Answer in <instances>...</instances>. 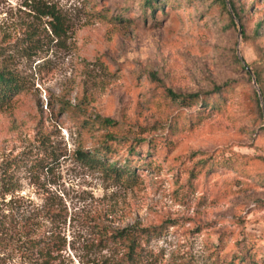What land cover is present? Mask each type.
Listing matches in <instances>:
<instances>
[{
    "label": "rangeland",
    "instance_id": "374dc122",
    "mask_svg": "<svg viewBox=\"0 0 264 264\" xmlns=\"http://www.w3.org/2000/svg\"><path fill=\"white\" fill-rule=\"evenodd\" d=\"M151 15L139 0H0V71L15 84L0 99V264H136L112 238L126 229L155 264H264V0ZM224 83L225 103L206 106ZM98 116L141 149L134 178L80 159Z\"/></svg>",
    "mask_w": 264,
    "mask_h": 264
},
{
    "label": "trees",
    "instance_id": "16d2710c",
    "mask_svg": "<svg viewBox=\"0 0 264 264\" xmlns=\"http://www.w3.org/2000/svg\"><path fill=\"white\" fill-rule=\"evenodd\" d=\"M140 6L143 13H146L147 10H151V17H154V13L158 9L159 11H163V6L165 4L172 5L174 0H139ZM223 2V0H222ZM231 5L233 6L232 2ZM223 7L225 5L223 4ZM234 13V6H233ZM44 15L51 16L52 18L58 19V14L55 8L51 6L45 7L43 10ZM143 16H146L145 14ZM116 22H130L131 18L125 19L123 16H119L115 18ZM263 22H259L257 24V32L260 30L261 25ZM257 83H260L261 77L260 74L255 73ZM15 84L11 78L7 77L0 71V99L9 96L8 91L14 90ZM230 88V83H224L221 85H215L211 91L208 92V95L214 94L218 96V101L210 100V102H203L206 106L210 107L211 109H220L221 105L225 103V98H223L222 94ZM168 96L175 102L180 105H190V104H197L198 100L201 99V94H188L182 95L173 92L172 90L167 91ZM1 101V100H0ZM202 103V102H201ZM201 113V112H200ZM84 125L88 126L89 128H93L97 131H104L101 133L100 140L97 145L93 148L88 149L87 151L81 150L79 152L80 159L87 163L88 165L97 166L106 174L111 175L116 178H134L133 175L136 173L135 167L140 165L142 158L140 156L141 149L137 148V146L133 143L127 144V142H123L122 138L119 136L118 132V123L110 118L100 117L91 120H87ZM177 124L175 128H177ZM125 145V150L127 151L126 155L121 156L118 153V146L121 144ZM148 147H151L150 140L147 141ZM155 148V147H153ZM146 157L150 155V149L146 152ZM217 161V162H216ZM144 162V161H143ZM151 160L146 159L142 165H151ZM221 165H231L227 162V160L223 159H215L213 160L212 164L218 166ZM146 235L151 236L153 234V228L148 227L143 230ZM113 240L117 243H123L125 247V255L131 261L136 264H155L156 257H154L151 252L145 249L142 246L138 235L136 234L135 230L126 229L122 231L116 232L113 235ZM245 262L244 255H234L228 262L225 264H242Z\"/></svg>",
    "mask_w": 264,
    "mask_h": 264
},
{
    "label": "water",
    "instance_id": "95a60500",
    "mask_svg": "<svg viewBox=\"0 0 264 264\" xmlns=\"http://www.w3.org/2000/svg\"><path fill=\"white\" fill-rule=\"evenodd\" d=\"M240 32H241V29H240Z\"/></svg>",
    "mask_w": 264,
    "mask_h": 264
}]
</instances>
